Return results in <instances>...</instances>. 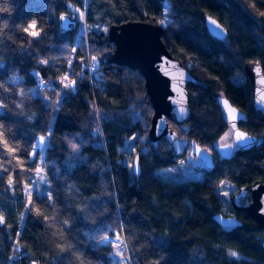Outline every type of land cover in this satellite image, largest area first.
I'll list each match as a JSON object with an SVG mask.
<instances>
[{
  "label": "trees",
  "instance_id": "1",
  "mask_svg": "<svg viewBox=\"0 0 264 264\" xmlns=\"http://www.w3.org/2000/svg\"><path fill=\"white\" fill-rule=\"evenodd\" d=\"M164 3L171 22L161 38L196 80L186 86V131L168 123L180 138L212 149L215 168L200 180L158 176L178 159L167 143L148 141L153 114L143 77L110 62L107 27L159 20ZM63 12L75 16L73 32L58 31ZM206 15L226 28L224 40L209 35ZM87 56L96 65L90 77L80 74ZM248 61L264 72V0H0V264H264V231L245 213L224 210L217 195L222 182H264V117L252 107ZM218 93L246 114L239 128L262 141L228 161L214 151L228 131ZM50 122L42 160L50 198L32 193L26 204L23 188L32 185ZM133 134L135 176L122 152ZM217 212L242 225L222 232ZM119 239L126 255L113 252Z\"/></svg>",
  "mask_w": 264,
  "mask_h": 264
},
{
  "label": "water",
  "instance_id": "2",
  "mask_svg": "<svg viewBox=\"0 0 264 264\" xmlns=\"http://www.w3.org/2000/svg\"><path fill=\"white\" fill-rule=\"evenodd\" d=\"M163 2L164 0H160ZM138 22L128 21L107 27V41L113 46L110 62L125 66L138 72L145 82V93L152 107V117L147 133L148 141L154 148L160 141L167 143L175 159L184 158L187 166L195 172L210 173L215 168L214 155L192 139H182L168 122L177 124L186 131L187 122L192 119L189 109L188 84H195L190 70L184 61L171 56L161 38L164 27L155 17L144 16ZM58 31L62 34L73 32L77 21L72 14L63 12L57 17ZM204 26L210 36L224 40L227 30L213 16L204 17ZM243 73L251 88L253 109L264 117V72L260 63L248 61L243 65ZM224 121L232 132V144L219 143L214 146L219 160H230L233 148L248 150L262 144L261 138L250 135L239 128L240 122H247L246 114L237 109L222 94L216 98ZM233 116L235 118H233ZM238 134L243 139L238 138ZM187 148H189L188 152ZM133 176L140 174L139 158L134 155L131 166ZM250 201L246 205L241 200L246 194ZM230 207L234 212L245 213L258 227L264 231V182L255 180L248 186L240 187L230 199ZM212 218L222 232H231L240 227L242 222L234 216H225L217 212ZM264 248V242L262 243ZM20 252L19 247L15 248ZM32 264H40L32 262Z\"/></svg>",
  "mask_w": 264,
  "mask_h": 264
},
{
  "label": "rangeland",
  "instance_id": "3",
  "mask_svg": "<svg viewBox=\"0 0 264 264\" xmlns=\"http://www.w3.org/2000/svg\"><path fill=\"white\" fill-rule=\"evenodd\" d=\"M164 8H163V14L160 16V19L158 20L159 23L162 25V27L166 28V26H168V24L171 22V17L168 16L167 13V9L168 6L166 3L163 4ZM81 24L79 25L78 28V33H81V31L84 29L85 27V20L82 18L81 20ZM29 32L33 37H38L39 36V32L34 28V23H31V25L29 26ZM74 49V48H73ZM72 61V58L70 57L68 59V62L70 63ZM187 68H190L189 64H186ZM64 77H68L67 72L63 74ZM62 82V81H61ZM65 84V82H63ZM63 86V85H62ZM64 87V86H63ZM33 94H37L36 91L32 92ZM61 95V94H60ZM3 112L2 110V105L0 102V114ZM137 116L135 115V118ZM52 127V122H50L49 126H48V131L45 137V141L42 147V153L38 159V164L36 166V169L34 171V177L32 179V185L28 186V187H24L23 188V195L25 197V202L26 204L29 203L31 197H32V193H35L38 197L40 196H46L48 198H50V194L48 191V183H47V177L46 174L43 171L42 168V160L45 157V149L48 147L49 144V136L51 134V129ZM136 137V134H133V137L126 139V141L124 142V145L122 147V152L124 154V164L129 167V169H131L132 166V155L134 153V147H132L133 141ZM145 136H142L139 138V142L144 141ZM231 139V133L227 131V133H225L224 135H222L216 142H214L215 144H219L220 141H229ZM189 148H187L186 153L188 152ZM207 151L212 152V149L209 148L207 149ZM132 170V169H131ZM156 173L158 174L159 177L163 178V179H170L175 183L178 182H183L189 179H193V180H200V178L202 177V172H195L190 166H187L184 162V158L178 159L176 163L167 166V168L164 169H159L156 171ZM220 189H218L217 191V195L220 198V202H221V207H223L224 210H229L230 206H229V198H231V195L233 193V189L235 188V186L233 185V183L231 184L230 182H222L220 184ZM3 217L0 215V224L3 222ZM126 244L124 243L123 239H119L117 240V242L114 244V249L113 252L115 255H121L127 253L126 250ZM20 249V248H19ZM20 252L15 251L14 255H12L13 258H17V256H19ZM34 262V261H32ZM32 262L30 264H32Z\"/></svg>",
  "mask_w": 264,
  "mask_h": 264
},
{
  "label": "built area",
  "instance_id": "4",
  "mask_svg": "<svg viewBox=\"0 0 264 264\" xmlns=\"http://www.w3.org/2000/svg\"><path fill=\"white\" fill-rule=\"evenodd\" d=\"M95 72H96V65L93 62V60L90 59L89 56H87L85 58V66L83 67V69L80 70V74L82 76L88 75L90 77V75H92ZM45 85H46V83L44 81H40L39 84H38V87H39L40 90H44L45 89Z\"/></svg>",
  "mask_w": 264,
  "mask_h": 264
},
{
  "label": "flooded vegetation",
  "instance_id": "5",
  "mask_svg": "<svg viewBox=\"0 0 264 264\" xmlns=\"http://www.w3.org/2000/svg\"><path fill=\"white\" fill-rule=\"evenodd\" d=\"M228 132H230L231 133V139L229 140V141H226V142H224V141H220L219 143H225V144H232L233 142H232V132H231V130L228 128ZM226 133H227V131H226ZM233 150H239V149H237L236 147H234L233 148ZM200 172H202V171H200ZM233 185L235 186V188L233 189L234 191H233V193H235L240 187H238L237 185H235L234 183H233ZM244 186H246V185H244ZM248 186V185H247ZM233 193H232V195H233ZM232 195H231V198H232ZM247 195H249L248 193L246 194V196ZM246 196H244V197H246ZM250 196V195H249ZM231 198H229V199H231ZM243 199V198H242ZM241 202H242V200H241ZM249 203V202H248ZM247 203V204H248ZM242 204V203H241ZM246 205V204H245ZM229 206H230V200H229ZM244 206V205H243ZM230 210L232 211V208L230 207ZM232 212H234V211H232ZM236 213V212H235ZM226 216V215H225Z\"/></svg>",
  "mask_w": 264,
  "mask_h": 264
},
{
  "label": "snow or ice",
  "instance_id": "6",
  "mask_svg": "<svg viewBox=\"0 0 264 264\" xmlns=\"http://www.w3.org/2000/svg\"><path fill=\"white\" fill-rule=\"evenodd\" d=\"M233 118L235 117L233 116ZM238 138L243 139V136L241 134H238ZM233 255H235V253H233Z\"/></svg>",
  "mask_w": 264,
  "mask_h": 264
}]
</instances>
